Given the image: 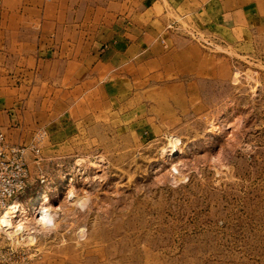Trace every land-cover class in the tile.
<instances>
[{"label":"rangeland","instance_id":"374dc122","mask_svg":"<svg viewBox=\"0 0 264 264\" xmlns=\"http://www.w3.org/2000/svg\"><path fill=\"white\" fill-rule=\"evenodd\" d=\"M222 1L236 21L170 10L115 85L78 90L28 156L1 261L264 264V0Z\"/></svg>","mask_w":264,"mask_h":264},{"label":"crops","instance_id":"0c3cea01","mask_svg":"<svg viewBox=\"0 0 264 264\" xmlns=\"http://www.w3.org/2000/svg\"><path fill=\"white\" fill-rule=\"evenodd\" d=\"M221 1L0 0V132L25 145L44 129L52 144L78 90L115 85L105 78L151 53L167 12L215 17L223 7L236 21L237 4Z\"/></svg>","mask_w":264,"mask_h":264},{"label":"built area","instance_id":"2783aa9c","mask_svg":"<svg viewBox=\"0 0 264 264\" xmlns=\"http://www.w3.org/2000/svg\"><path fill=\"white\" fill-rule=\"evenodd\" d=\"M47 137V130L42 129L35 133L28 144L18 145L11 143L6 135L0 132V211H4L12 201L19 200L25 193L30 177L28 156L33 155L39 159ZM45 180L44 177L41 178L42 182ZM7 230V226L0 224L1 233ZM21 232L27 230H20L19 233ZM19 258L23 262L28 256L24 252Z\"/></svg>","mask_w":264,"mask_h":264},{"label":"bare ground","instance_id":"6f19581e","mask_svg":"<svg viewBox=\"0 0 264 264\" xmlns=\"http://www.w3.org/2000/svg\"><path fill=\"white\" fill-rule=\"evenodd\" d=\"M43 200H44L43 195H41L38 198H36L35 200H33L32 204H31L32 209L37 210V207H38V206H36L37 203H38V205L39 204L43 205V203L47 202V199L45 200V202ZM14 201H16V200H14ZM27 212H28V209L26 207H23L22 205H19L17 203H12L7 207L6 211L4 212V214L2 216L1 223L4 225L12 224L14 221L13 218L16 217L17 213L26 214ZM42 219L43 220H50L51 219L50 213L48 211H46V213H43Z\"/></svg>","mask_w":264,"mask_h":264}]
</instances>
